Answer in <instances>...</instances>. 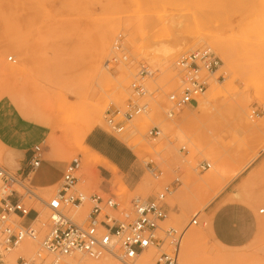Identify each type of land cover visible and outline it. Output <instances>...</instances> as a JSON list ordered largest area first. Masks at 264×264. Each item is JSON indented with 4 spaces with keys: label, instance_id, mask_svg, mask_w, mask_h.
<instances>
[{
    "label": "rangeland",
    "instance_id": "rangeland-1",
    "mask_svg": "<svg viewBox=\"0 0 264 264\" xmlns=\"http://www.w3.org/2000/svg\"><path fill=\"white\" fill-rule=\"evenodd\" d=\"M205 1L0 0V43L9 45V50L0 55V92L4 86L12 85L11 98L0 93V107L6 109V117L12 120L15 117L30 122L40 119L52 125L59 141L53 152L58 159H53L65 166L71 161L78 164L77 137L84 127L85 104L94 97L98 102L103 101L101 125L92 131L110 135L128 150L135 161L136 179L128 182L123 174L117 173L124 184L120 187L102 167L83 172L78 165L77 177L86 184L79 181L75 189L87 195L112 197L117 209L105 213L128 222L133 218L131 201L135 197L143 200L154 197L177 177L179 183L164 197L166 218L162 227L180 231L190 219H195L196 224L184 231V235L193 230L204 232L203 238L195 244V252L204 256L236 254L241 257L239 264H264V228L257 224L264 217V149L208 204H200L201 195L210 192L208 187L192 186L182 197H177L183 182L188 177L205 176L215 165V159L223 161L228 170L264 144V0H218L222 5L212 9ZM234 3H239L240 7ZM106 28L114 32L100 68L108 75L124 77V88L115 100L96 86V94L91 97L92 84L86 68L87 54L101 30ZM217 41L221 49L215 46ZM18 44L24 45L28 53L27 70L19 76L3 75V67L19 64L12 52ZM115 45L118 50H114ZM203 47H208L221 60L207 80V87L215 86L218 93L202 112L196 110V101L188 107L172 109L166 96L179 91L182 78L175 61ZM164 53L171 57L167 66L161 61ZM221 54L228 55V63L222 60ZM72 57L76 62L70 75L51 69ZM112 58L116 62L106 67ZM139 64L154 72V77L145 83V95L138 100L146 105V113L133 118L121 132L115 133L104 123V112L114 107L122 109L130 97L129 86ZM199 96L201 94L194 100ZM167 112H172L171 117H167ZM153 127L159 131L158 135L147 136V131ZM128 142H135L138 152L136 147L130 148ZM43 144L48 147L47 141ZM4 162L6 167H12V155ZM202 162L209 167L201 170ZM249 176H253L252 181L240 190L239 198L235 197L240 183ZM22 184L38 198L27 196L13 185L22 195L21 203L37 215L43 212L46 218L29 224L37 234L36 239H24L31 242V248L16 261L52 263L48 261L52 257L40 246L49 224L48 211L42 201L48 202L59 184L49 191L32 186L30 179ZM3 196L0 194V198ZM84 209L79 222L72 216L75 207H68L65 212L74 222L82 223L88 204ZM257 209H262L263 213L259 214ZM9 217L15 225L21 224L20 216ZM12 249L2 254L0 264H9L7 255ZM150 253L154 262L157 253L155 250Z\"/></svg>",
    "mask_w": 264,
    "mask_h": 264
},
{
    "label": "built area",
    "instance_id": "built-area-1",
    "mask_svg": "<svg viewBox=\"0 0 264 264\" xmlns=\"http://www.w3.org/2000/svg\"><path fill=\"white\" fill-rule=\"evenodd\" d=\"M114 50H118L117 45L114 46ZM115 62L116 60L112 58L111 61H107V66ZM219 65V59L208 47L196 49L179 57L175 61V67L182 72L179 91L166 96L172 109H182L194 104V97L205 91L208 77L218 69ZM153 77V71L141 64L138 65V72L129 86L130 97L123 109L112 108L104 112V123L111 131L115 133L122 131L124 125L133 117L146 113V105L139 103L138 100L146 93L145 83ZM171 113H168L169 117ZM158 133L159 131L153 127L146 135L157 136ZM38 153L39 149L35 147L28 162L30 174L39 165ZM208 166L202 163L199 168L204 170ZM77 172L78 165L75 161L65 165L60 188L48 202L42 201V205L49 213V224L40 246L44 252L54 258L51 264H60L59 257L72 253H81L92 259L108 256L122 264H137L139 254L148 247L157 253L153 264H177L180 232L168 229L161 231V235L158 234L159 223L165 217L163 193L148 200H132L133 218L124 222L105 213L106 210L117 209V203L112 197L104 198L97 194L86 196L75 189L79 181ZM27 179V175L6 170L0 165V186L4 188V193H1L4 196L0 198V255L25 238L35 239L36 232L29 225L25 227L20 226V223L15 225L9 217L10 215L23 217L31 211L34 213L32 221L37 217L33 209H26L21 203L22 195L12 189L13 185H21L22 181ZM177 183L176 177L170 183V187L164 189V193L169 190L171 192L172 187ZM19 187L27 196L38 198L30 189ZM85 201L89 203L90 210L84 223L77 225L65 215V209L79 206ZM191 224L195 225L196 220L193 219ZM16 264L34 263L18 259Z\"/></svg>",
    "mask_w": 264,
    "mask_h": 264
},
{
    "label": "bare ground",
    "instance_id": "bare-ground-1",
    "mask_svg": "<svg viewBox=\"0 0 264 264\" xmlns=\"http://www.w3.org/2000/svg\"><path fill=\"white\" fill-rule=\"evenodd\" d=\"M205 2H206L205 4L208 6L209 9H212V8H215L217 6L222 5L221 2L218 0H207ZM234 4L236 5V7H238V8L240 7L239 3H234ZM113 32H114V29H110V28H106V29L101 30L98 37L95 39V41L93 43L92 50L87 54L86 68H87L88 76L90 77V82L92 84L91 88H89L90 92H91V97L94 94H96L95 93V86L97 88H99V90L103 88L102 89L103 93H105L106 95L109 94V96H111L112 99H114V100L119 96L120 91L124 88V83H123L124 77H123V75H121L119 77H114V76L108 75L107 74L108 72H104L100 68L101 62H102V60L106 54V50H107V47H108V44H109V41L111 39ZM214 44L218 49H221L219 47L220 42L217 41ZM5 50H7V51L9 50V45L6 43H0V55L2 53H4ZM12 52L17 56V58L19 60V64L14 65V66H9V67L5 66L2 68L1 73L3 75H8L11 77L22 75L27 70L28 53H27L26 49L24 48V45H22V44H18L16 46H14ZM163 55L164 56L161 59V61L163 62L164 66H167L170 64L171 57L168 56L167 53H164ZM221 57L225 63L229 62L227 54H223V55L221 54ZM10 59L11 58H9V60ZM75 59L76 58L72 57V58L68 59L67 61H65L59 65H56V67L51 68V69H53V71H55L56 73L64 71L65 73L67 72L70 75V70H72L74 62H76ZM219 61L221 62L220 59H219ZM106 67H108L107 63H106ZM47 78H48V76L46 77V79ZM48 80H49V78H48ZM63 82H65V81H63ZM11 86H8V85L4 86L2 91L0 92L1 95L9 96L11 98V95H12V92H11L12 87ZM217 93H218V90L216 89L215 86L211 85V86L207 87L205 92L204 93L202 92L201 96H199L198 98L195 99L196 110H198L199 112H202L205 109V107L207 106V104L209 103V101H211ZM87 96H88V87L85 88V98ZM95 98L96 97L91 98V101L89 103L85 104V108H84V112H83V116H84V120H85L84 121V127L81 129L82 131L79 134V136L77 137L78 148H77V153L75 155L77 157L76 158V160L78 162L77 165H80L83 172H85L89 168H95L97 166L102 167L103 169L109 171L112 174L113 179H114V181H113L114 184L118 183L120 185V187H124V184L121 182L120 178H117V176H116L117 173H120L118 171V169L114 165H112L109 161H107L103 156H101L97 152L93 151L87 145L83 144V141L85 140L86 136L92 131V129L97 125H101L100 115H101V112L105 106V103L103 101L98 102V101H96ZM127 99L125 100V102L122 106V109H123ZM92 101H94L95 103L94 102L92 103ZM114 109H119V108L114 107ZM3 110H4V107L3 106L0 107V113H2ZM168 113L169 112H167V117H168ZM133 118L129 122H131L133 120ZM27 122H28V126L31 128L32 132L39 133V134H42V136H44L43 143H45L47 141L48 147H49L50 152H51L49 158L54 160V161H57L55 159H58V157L57 156L54 157L55 153H53V152L55 150V146L57 145L56 143H59V141H57V138L55 137L56 132H55L54 128L52 127V125H49L40 119H38L37 122H30V120ZM128 123H126L124 125V127ZM124 127H123V129H124ZM167 127H169V126H167ZM243 129H244V131H247L246 126H243ZM45 137H46V141H45ZM24 141L15 139V140H9L8 143L13 144V145H20V143H22ZM135 144H136L135 142H132V143L128 142L127 143V145L130 148L136 147ZM3 148L4 147L2 144V140H0V162H1V155L3 152ZM263 149H264V144L259 145L257 148L252 150V152L250 154H247L246 156L241 158L239 162H236L235 165L232 166L228 170H227L225 164L223 163V161H218L219 159L218 160L215 159L216 160V163H214L215 165L213 166V168L211 170L208 171V173L205 176H203L200 179L188 177L187 180H185L183 182V188H181L179 190V192L177 193V197H182L185 194L184 192L189 191V189L192 186H194L196 188L208 187V188H210V192L205 193L204 195H201L202 200L200 203L202 205L208 204L226 186V184L229 181H231L236 175H238L247 166H249L250 163L261 153V151H263ZM135 150L138 152L139 147H136ZM53 157L55 159H53ZM202 163H204V165L207 164L206 162H202ZM0 165H1V163H0ZM207 168H205V169H207ZM31 175H32V173L27 175L28 179H30ZM254 175H255V173H254ZM61 177H62V175H61ZM252 179H253V176H249V177H247V179H245V181L240 183L239 188L236 190V193L234 196L239 198L241 196L240 190L242 188H244L248 184L249 181H252ZM79 181L83 185L86 184L85 181L82 179H80ZM78 182H77V184H78ZM178 183H179V181H178ZM57 184H59V188H60L61 178ZM57 184H54L53 186H49L46 188H41V189L43 191H49V190L53 189V187ZM176 185H174L173 187H175ZM14 186L20 190L21 188L19 186H24V185L21 183V185H14ZM166 187H170V183L168 185H166L164 187V189ZM173 187H172V189H173ZM12 189L17 190L15 188H13V186H12ZM164 189L162 190L161 193L164 194V196H163V208L165 210V213H164L165 217L159 223V229H160V231L158 232L159 235H161V231L173 229L170 227L169 228L168 227H162V223L164 222V220L166 218V204L164 203V197H165V195L170 194V190H169V192L164 193ZM172 189H171V191H172ZM77 191L83 193L86 196H89L84 191H81L79 189ZM1 193H4V188L0 186V194ZM156 196L149 197V198H146L144 200L152 199V198H155ZM135 198L143 200L139 197H135ZM261 199L263 200V196L261 197ZM84 203L88 204V206H89L88 213H89L90 205L88 202L85 201L81 205L76 206L75 207L76 210H74L73 215H72L76 222L81 221V216L85 213V209H84L85 204ZM257 212L260 214V213H263V210L257 209ZM88 213H87V215H88ZM48 215H49V213H48ZM65 215H66V212H65ZM87 215H86V217H87ZM194 216H196V214ZM45 218H46V215L43 212H41V214L37 215V217H36V219H38V221L44 220ZM70 220L72 222H74L72 219H70ZM85 220H86V218L83 220L82 223H76V222H74V223L77 225H81L84 223ZM191 221H193V219H190L184 225V227L179 231L180 232V237H179L180 241L182 239V236H184L183 237V245H182L181 253H180L179 264H239L241 262V257L237 256L236 254L227 253V254H219V255L215 254L214 256H204L202 254H199L198 252H195V249H194L195 244L203 238L204 232H202L201 230H193V231H190L184 235V231L187 230L190 225H192ZM257 224H258L259 228H264V217L261 220H258ZM18 225H20V224L18 223ZM20 226H22V225H20ZM173 230H175V229H173ZM208 231H210V229H208ZM36 236H37V234H36ZM36 236H35V239H36ZM180 241H179V246H180ZM30 243L31 242L23 239V241H21L17 246L13 247V249H12L13 251L11 250L12 252L7 255L8 263L9 264H16V262H17L16 258L18 256H21L23 253L29 252V250L31 248L29 245ZM150 252H151V249L149 247L143 249L142 252L139 254L137 264H153V259L151 257ZM2 254L0 255V257L2 256ZM178 254H179V250H178ZM81 255H82L81 253H72L68 256L67 255L61 256L58 258V262L60 264H122L121 262H117L114 259H113V261H110L106 256H101L99 258L92 259V258H88V257L85 258ZM49 256H51V255H49ZM177 259H178V256H177ZM53 260H54V258L52 257V259L50 258V260H48V261L52 262ZM45 264H51V263L48 262Z\"/></svg>",
    "mask_w": 264,
    "mask_h": 264
},
{
    "label": "crops",
    "instance_id": "crops-1",
    "mask_svg": "<svg viewBox=\"0 0 264 264\" xmlns=\"http://www.w3.org/2000/svg\"><path fill=\"white\" fill-rule=\"evenodd\" d=\"M6 109L0 113V140L3 144L1 155V165L12 172L21 175H29L28 162L32 157L34 148L39 149V166L32 172L30 183L32 186L41 189L53 186L60 181L64 165L60 161L50 159V149L43 144L42 134L34 133L28 126V122L21 118L10 119L6 117ZM25 140L20 145L8 143L9 140ZM85 145L103 156L114 165L118 171L125 176L128 182L136 179L134 169V159L131 158L128 150L110 135L91 131L84 140ZM12 155V167H6L5 158ZM21 217V216H20ZM34 217L31 211L26 216L21 217V225L28 226Z\"/></svg>",
    "mask_w": 264,
    "mask_h": 264
}]
</instances>
